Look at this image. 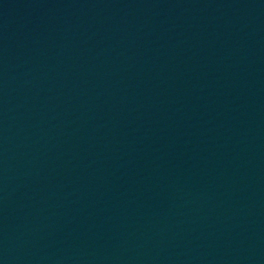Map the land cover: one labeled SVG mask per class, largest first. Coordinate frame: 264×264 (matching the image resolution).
Here are the masks:
<instances>
[{
	"label": "water",
	"instance_id": "obj_1",
	"mask_svg": "<svg viewBox=\"0 0 264 264\" xmlns=\"http://www.w3.org/2000/svg\"><path fill=\"white\" fill-rule=\"evenodd\" d=\"M0 264H264V0H0Z\"/></svg>",
	"mask_w": 264,
	"mask_h": 264
}]
</instances>
